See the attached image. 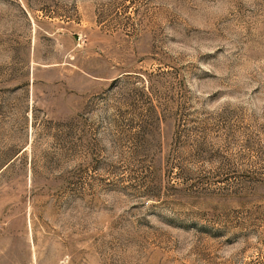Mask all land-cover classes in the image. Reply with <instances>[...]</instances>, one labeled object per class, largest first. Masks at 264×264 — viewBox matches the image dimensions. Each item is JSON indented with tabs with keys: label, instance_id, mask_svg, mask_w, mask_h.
Segmentation results:
<instances>
[{
	"label": "rangeland",
	"instance_id": "1",
	"mask_svg": "<svg viewBox=\"0 0 264 264\" xmlns=\"http://www.w3.org/2000/svg\"><path fill=\"white\" fill-rule=\"evenodd\" d=\"M0 264H264V0H0Z\"/></svg>",
	"mask_w": 264,
	"mask_h": 264
}]
</instances>
